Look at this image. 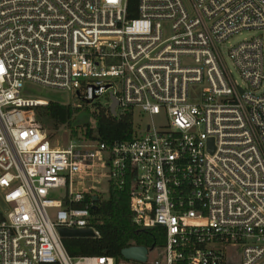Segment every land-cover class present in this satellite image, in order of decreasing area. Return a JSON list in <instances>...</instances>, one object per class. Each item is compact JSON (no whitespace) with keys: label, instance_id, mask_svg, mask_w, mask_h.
<instances>
[{"label":"built area","instance_id":"built-area-1","mask_svg":"<svg viewBox=\"0 0 264 264\" xmlns=\"http://www.w3.org/2000/svg\"><path fill=\"white\" fill-rule=\"evenodd\" d=\"M136 11L0 0V264H114L69 257L57 232L99 237L89 208L111 190L127 191L136 226L164 231L149 264H264L263 40L227 50L239 81L220 50L264 31V0H138ZM36 87L77 107L113 96L115 115L165 123L139 122L130 142L53 148L36 116L47 102L26 96Z\"/></svg>","mask_w":264,"mask_h":264},{"label":"trees","instance_id":"trees-1","mask_svg":"<svg viewBox=\"0 0 264 264\" xmlns=\"http://www.w3.org/2000/svg\"><path fill=\"white\" fill-rule=\"evenodd\" d=\"M137 2L138 0H127V17L130 19L137 16ZM80 104L85 107L86 115H89L87 105L93 108L91 113L93 127H90L87 122L82 123L85 127L84 139L78 137L80 124L77 125L75 119V114L80 110L79 107L72 104L65 105L49 97L46 105L36 107V116L40 122L45 120L50 131L58 132L65 127L70 130L71 138H77L78 141L98 142L107 146L130 142L138 133L136 131L138 125L135 124L132 112L119 111L117 115H112L109 106L102 105L100 102H80ZM47 138L49 139L50 136L48 135ZM86 200L91 201V197L87 196ZM89 211L99 237L62 238V246L71 258L107 257L112 258L114 264H119L124 261L121 251L125 248L141 246L157 249L164 245L165 236L162 228H141L132 222L129 195L125 190H111L106 198L100 195Z\"/></svg>","mask_w":264,"mask_h":264},{"label":"rangeland","instance_id":"rangeland-1","mask_svg":"<svg viewBox=\"0 0 264 264\" xmlns=\"http://www.w3.org/2000/svg\"><path fill=\"white\" fill-rule=\"evenodd\" d=\"M256 36H259L263 40L262 52H263V61H264V31L244 30L240 34L234 35L231 38H229L228 41H226L222 45V47L220 48L222 59H223L225 65L227 66V68L231 71V74L236 81H239L238 74L234 71V69L232 67V64H231V62L227 56V50L235 44H238L242 41L248 40V39H250L252 37H256ZM28 89L30 90V92H27L26 96L33 98V99H36V100H41V101L44 100L47 102L49 100V97H51V98L58 100L60 102L64 101L67 103L70 99V96L68 94L61 93V92L45 90V89H41V88H37V87L33 88V89H31V88H28ZM68 104H72V105L76 104L77 105V103L73 102V101H70ZM87 106L89 108L88 109L89 115H86L84 113L85 107L83 105H81L79 107V109H80L79 112H77L75 114V119L77 121V125L80 124L78 127L79 128L78 137L80 139L85 138V136H84L85 127L82 126V123L87 122L90 127L91 126L93 127V125H94V121L91 117V113L93 111V108L90 105H87ZM75 107H77V106H75ZM134 121H135V124H138L140 122V123H143L144 125H147V124L151 123V121H152L156 126H161L165 123V116H164V114L161 113L160 115L153 116L152 118H150L148 115H144L142 117L138 113H134ZM42 122L41 123L44 126L45 134H47V136L48 135L50 136L49 142H50L51 147H53V148L65 147L69 143L70 139H72L70 137V130L69 129L63 127L58 132H53V131H50L48 129L45 120H43ZM99 190H101V188H99ZM63 193L64 192H62V190L56 191L55 193L52 194V197L53 198H59V197H61V195H63ZM49 214H50V218L54 219V211L49 210ZM157 254H158L157 250L149 252L148 260H147L146 264H149L150 261L158 258L159 256ZM119 264H140V263H137L134 261L124 260V261H121Z\"/></svg>","mask_w":264,"mask_h":264},{"label":"water","instance_id":"water-1","mask_svg":"<svg viewBox=\"0 0 264 264\" xmlns=\"http://www.w3.org/2000/svg\"><path fill=\"white\" fill-rule=\"evenodd\" d=\"M110 99L112 101L110 105V112L112 115H115L117 101L115 97L113 96H110ZM93 201L94 202L97 201V197H94ZM57 232L61 239L65 237H92L93 236V233L91 230H71V229H66V228H58ZM151 249L153 248L147 249L141 246H131V247L123 249L121 251V256L123 257L124 260L134 261L140 264H145L147 262L148 251Z\"/></svg>","mask_w":264,"mask_h":264}]
</instances>
